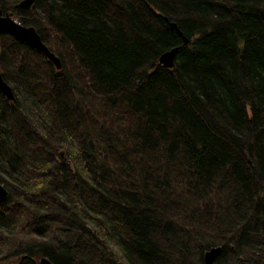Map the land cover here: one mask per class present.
<instances>
[{"label": "trees", "instance_id": "16d2710c", "mask_svg": "<svg viewBox=\"0 0 264 264\" xmlns=\"http://www.w3.org/2000/svg\"><path fill=\"white\" fill-rule=\"evenodd\" d=\"M21 1L62 67L0 32V262L264 264V0Z\"/></svg>", "mask_w": 264, "mask_h": 264}, {"label": "water", "instance_id": "95a60500", "mask_svg": "<svg viewBox=\"0 0 264 264\" xmlns=\"http://www.w3.org/2000/svg\"><path fill=\"white\" fill-rule=\"evenodd\" d=\"M34 0H22L19 3L20 7H28ZM170 27L182 37L183 44H188L189 39L183 35L182 31L178 28L177 24L173 21L169 23ZM0 32L8 34L18 41H21L29 47L41 51L55 66L57 70L61 69L62 63L58 56L54 54L42 41L41 36L33 26H25L15 20L8 13H3L0 6ZM181 45L174 46L168 50L162 52L158 59V64L163 65L166 68H172L175 62L176 54L181 48ZM0 91L8 100L14 99V93L12 87L4 80L0 73ZM8 190L0 182V203H4L8 198ZM220 247H212L204 253V264H214L219 252ZM37 264H53L47 256L39 258Z\"/></svg>", "mask_w": 264, "mask_h": 264}, {"label": "rangeland", "instance_id": "374dc122", "mask_svg": "<svg viewBox=\"0 0 264 264\" xmlns=\"http://www.w3.org/2000/svg\"><path fill=\"white\" fill-rule=\"evenodd\" d=\"M8 14H10V16L14 18V16L12 15V13L8 12ZM115 250H118V249L115 248ZM17 262H18V259L17 258H10V259L1 261L0 264H17Z\"/></svg>", "mask_w": 264, "mask_h": 264}]
</instances>
